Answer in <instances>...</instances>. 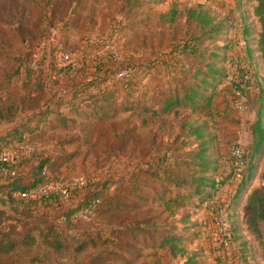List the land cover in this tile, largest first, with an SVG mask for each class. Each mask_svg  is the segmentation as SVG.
Instances as JSON below:
<instances>
[{"label":"rangeland","instance_id":"obj_1","mask_svg":"<svg viewBox=\"0 0 264 264\" xmlns=\"http://www.w3.org/2000/svg\"><path fill=\"white\" fill-rule=\"evenodd\" d=\"M251 1L0 0V135L14 125L26 122L45 104L56 86L52 73L65 65L56 57L59 50L68 52L71 60L78 54L83 59L85 53L79 51L77 54L75 50L86 49V43L91 39L101 40L109 43L112 48L109 51H115L131 64H139L143 72L134 91L115 92L123 107L132 103L133 110H119L115 117L88 122L84 129L50 128L41 124L36 131L25 134L29 149L12 165L23 181L38 179L42 166L46 165L52 177L72 183L105 181L109 182V187L101 191V202L88 219L60 222L62 239L49 232L48 241L57 239L62 243L59 247L50 245L39 232L47 226L41 218L52 215L60 221V214L68 202L28 203L23 216L9 220L7 212L14 213L10 206L19 196L17 193L7 195V203L0 209V237L8 233L19 243L8 252H0V264L182 263L183 258L174 256L169 246H150L149 241L157 239V233L137 230L135 223L140 221L146 228L150 217L174 222L172 231L183 236L179 245L189 252H197L199 264H264V224L262 232L256 234L258 246L254 252V248L243 244L242 238L232 243L230 237L234 233L230 229L227 204L217 208L213 197L204 202L196 198L198 207L189 203L187 206L173 203L168 207L160 199L152 203L138 200L135 190L149 195L147 188L140 185L132 189L128 184L137 176L138 169L145 167L153 154L168 142L179 147L176 149L179 154L198 146L199 141L188 136V128L183 127L188 119L207 120L209 130L214 133L208 151L218 161L219 179H224L237 167L230 151L233 144H241L249 159L253 114L264 102L261 91L264 87V54L259 49V37L237 30L241 21L250 18ZM198 4L225 17L228 29L220 37L205 41L206 45L218 49H204L205 53L196 57L183 53L178 58L184 63L201 65L210 61L223 67L226 74L219 77L220 83L210 105L195 111L179 107L163 117H150L141 112V106L136 107L138 103L134 100L138 95L152 94L154 90L168 91L170 86L181 81L179 73L183 69L180 65L175 74L169 72V65H172L169 52L173 44L199 34L195 21L186 19L185 10L187 6ZM172 6L182 14L173 23L161 21L160 13ZM250 23L253 26V22ZM58 46L61 49H57ZM245 73L251 75L252 91L246 89V108L241 110L234 102L232 82L240 80ZM28 125H35L34 121H28ZM260 158L258 168H262L264 174V148ZM44 160L46 163L41 165ZM248 163L236 171L245 173ZM4 176L6 174L0 173V179ZM112 197L137 204L112 208ZM188 211L192 212L189 220H180ZM226 219L227 228L222 223ZM127 226L130 231L126 233ZM26 233L35 237L34 242L21 241ZM133 233L137 241H134ZM105 236L131 244L136 253H126L121 244H106ZM259 254L263 261L256 260Z\"/></svg>","mask_w":264,"mask_h":264},{"label":"trees","instance_id":"obj_2","mask_svg":"<svg viewBox=\"0 0 264 264\" xmlns=\"http://www.w3.org/2000/svg\"><path fill=\"white\" fill-rule=\"evenodd\" d=\"M135 1L145 3L154 0ZM185 10L186 19L195 21L196 26L199 27V34L184 38L180 44H173L169 52L172 63V65H169V72L175 74L177 67L180 65L183 69L179 73L181 81H177L173 87L170 86L168 91H166L167 89L161 92L154 90L152 94L138 95L137 99L134 100V103H138L136 107L141 106V112L150 117H163L174 112L179 107H186L195 111L203 105H210L220 83V81L218 82L219 77L226 74L224 68L216 65V63H210V61L204 65L191 62L184 63L181 61L182 59L178 58L183 53L196 57L197 54L198 56L201 53L204 54V49H218V47L210 46V44L206 45L205 41L220 37L228 29L227 19L211 13L203 4L192 7L187 6ZM254 12L261 21L258 45L264 54V0H257ZM181 14L182 11L176 6H172L167 11L161 12L160 18L163 22L173 23ZM253 27L255 26L250 25L248 31L253 29ZM104 44L101 40L87 42L86 49L75 50L77 54L79 51L85 53L83 59H80L78 54L69 63L56 68V72L52 73L54 75L52 81L56 86L52 93L47 96L45 104L39 110L34 111L26 122L14 125L0 137V152L9 148L14 142L24 140L27 132L36 131L41 124H45L50 128L84 129L88 122L115 117L119 110H133L132 103L123 107V103L116 98L115 92L123 90L134 91L135 87L139 85L138 78L143 73L142 69L139 68V64H131L128 59L121 57L115 51L113 53L108 49H100ZM177 60H180V62L178 63ZM236 83V81H233V86ZM261 91L264 95V87ZM28 121H34L35 125L29 126ZM183 127L188 128V136H194L195 142L199 141L198 146L180 154L176 151V149L179 150V147L173 146L170 142L159 148L151 159L147 161V165L139 168L137 176L134 179H130L128 183L132 189L139 188L140 185L145 186L148 194H152V196L143 195L137 189L135 190V198L150 203L160 199L168 207L173 206V203L181 204V206H187V203H189L194 207H198L199 203L196 198L201 202L212 199L224 180L232 175L239 174L243 178L240 181L238 193L229 204L227 203L228 209L238 207V203L247 192L251 178L259 166L260 156L264 148V102L258 108L252 126V153L246 161V163H249L245 173H238L236 168L235 171L233 170L227 174L224 179H219L217 177L218 161L208 151L214 133L209 130L207 120L197 122L188 119L184 121ZM46 161H42L41 165H44ZM189 164H192V166H188ZM195 165L197 166L193 167ZM40 178L26 182L18 175L1 177L0 200L4 204L7 203L5 199L7 195H14L19 190L36 184ZM107 187H109V182L106 183L105 181L77 184L73 192V196L77 198L76 201L67 203L68 206L63 209L59 219L63 222L73 220L72 215L86 206H92L93 210H95L101 202V191ZM56 199L57 197L52 200H44L43 204H52L56 202ZM33 202L37 201L24 199L19 196L18 200L14 201L13 205L10 206L14 213L7 212V218L13 220L19 218L17 216H23L26 212V205ZM136 204L137 202H126L112 197L111 207H134ZM244 209L250 228L259 235L262 232L260 221H264V186L253 188L247 197ZM15 212L19 215H15ZM191 213V211L183 213L180 220L187 222ZM63 215L66 216L65 219L62 218ZM232 216L233 219H229L230 229L234 233L230 237L232 243L237 238H242L243 244L248 245L247 239L242 233L238 214L235 212L232 213ZM153 218H149L150 221L148 220L146 228L140 221L135 223L138 231L141 232L147 229L159 235L157 239L149 241L150 246H169L174 256L179 255L180 258H183L180 264H199L197 252H189L185 247L179 245L178 242L183 236L177 231H172L175 225L174 222L155 220ZM41 221H43L42 218ZM191 225L194 226L195 223ZM125 228L126 233L130 231L128 226ZM39 232L43 234L45 240H50L49 234L43 231ZM0 233L2 232L0 231ZM24 236L21 239L22 242L30 244L35 240V237L31 234L26 233ZM133 238L134 241L138 239L135 234ZM104 240L106 244H121L128 254L136 253V248L132 247L131 244L129 245V243H125V241H118L110 236H105ZM18 243L19 241L10 236V234L3 233V236L1 235L0 237V252L12 250ZM48 243L55 247L62 246V243L57 239H52Z\"/></svg>","mask_w":264,"mask_h":264},{"label":"built area","instance_id":"obj_3","mask_svg":"<svg viewBox=\"0 0 264 264\" xmlns=\"http://www.w3.org/2000/svg\"><path fill=\"white\" fill-rule=\"evenodd\" d=\"M90 42H95L94 39H91ZM245 42V41H244ZM57 49H61L60 46ZM100 49H112L108 42H105L104 46ZM56 57L59 58L62 63L67 64L71 61L70 54L66 51L59 50L56 53ZM251 75L250 73H245L240 77V80L234 85L233 88V98L234 102L237 104L238 108L241 110H245L246 108V100H247V86L249 85ZM29 149V143L24 141L17 142L14 146H10L9 148L0 152V173L9 174L11 176L16 175V169L12 166L23 154ZM231 154L236 159L237 169L244 167L247 161L246 150L241 144H233L230 148ZM40 180L25 189H21L17 192V194L28 200H33L37 202H41L47 199H54L57 197L56 202L59 201H67L68 203H72L76 201V197L73 196V192L77 186V184H83L84 181L80 183H72L66 180H62L60 178L52 177L49 174L48 168L46 165L42 166L40 172ZM55 196V197H54ZM99 201V199H97ZM95 202V201H94ZM227 206V205H226ZM92 206H86L78 210L76 213L72 215V219H88L93 213ZM63 219L66 218L65 215L62 216ZM223 225L227 228L228 220L222 221Z\"/></svg>","mask_w":264,"mask_h":264},{"label":"crops","instance_id":"obj_4","mask_svg":"<svg viewBox=\"0 0 264 264\" xmlns=\"http://www.w3.org/2000/svg\"><path fill=\"white\" fill-rule=\"evenodd\" d=\"M252 5H250V18H245L244 21H241L240 24L241 26L237 29L239 30V33H244V34H253V35H258V37L260 36V31H261V21L259 20L258 16L255 15L254 12V6L257 3V0H252L250 2ZM253 22L252 24L255 26L254 29H250L248 31V27L251 25L250 22ZM252 48L249 47V50H251ZM247 89H251L252 91V87L249 85L247 87ZM256 118V113L253 114V119ZM1 127V124H0ZM12 128V127H11ZM10 128V129H11ZM6 133V131L4 132ZM2 133L0 135V137L4 134ZM9 174L6 173V177ZM11 176V175H10ZM243 177H241L239 174L238 175H232L230 177H228L226 180H224V182L220 185L219 189L217 190L216 194L214 195L213 200H215L216 204H217V208L222 207V204H227V202H231V200L237 195L238 193V187L240 185V181L242 180ZM264 185V174L262 173V168H257L256 171L254 172L252 178H251V183L249 185V188L247 190V192L242 196L240 202L238 203V207L234 208H229L227 215L228 218H232V213L238 214L239 219H240V224L242 227V233L244 235V237L247 239V243L250 246V248H254V252L257 250V240H256V233L252 231V229L249 226V223L247 222L246 216H245V203L247 201V197L249 195V193L253 190L254 187H258V186H263ZM212 201V200H211ZM5 204L0 200V209L2 207H4ZM43 221L47 224V226L45 228H40L39 231H43L46 234H49V232L51 233H55L57 238L62 239L61 238V228H62V222L61 220L58 221V219L55 216L49 215L46 216L44 215L42 217ZM264 224V221L261 220L260 221V227H262V225ZM58 227V228H57ZM262 229V228H261ZM43 235V234H42ZM236 241L233 242V244ZM232 244V245H233ZM251 252H253L251 250ZM257 255V253H255ZM262 259L263 261V257L261 254H259L258 258L256 260ZM264 262V261H263ZM263 264V263H262Z\"/></svg>","mask_w":264,"mask_h":264}]
</instances>
